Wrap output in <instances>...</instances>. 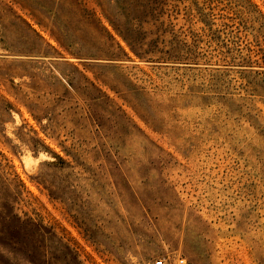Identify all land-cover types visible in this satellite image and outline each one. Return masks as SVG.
<instances>
[{"label": "rangeland", "instance_id": "1", "mask_svg": "<svg viewBox=\"0 0 264 264\" xmlns=\"http://www.w3.org/2000/svg\"><path fill=\"white\" fill-rule=\"evenodd\" d=\"M164 1L0 0V264H264V0Z\"/></svg>", "mask_w": 264, "mask_h": 264}, {"label": "trees", "instance_id": "2", "mask_svg": "<svg viewBox=\"0 0 264 264\" xmlns=\"http://www.w3.org/2000/svg\"><path fill=\"white\" fill-rule=\"evenodd\" d=\"M106 18L112 23L116 31L126 41L131 50L143 60H153V55L159 54L158 59L171 61H195L193 59L198 48L193 43L188 44L178 39L175 33L169 41V49L166 50L165 44L168 43L165 34L168 32L164 24H161V33L155 34L154 38L149 39L148 32L144 29L150 19L156 22L165 11L164 0H106L107 9L100 3ZM89 17L96 18L95 11H88ZM100 22V20L98 19ZM152 34V33H151ZM164 47L161 48L160 45ZM195 54V55H194ZM71 85V82L68 81ZM10 104L4 106L9 109Z\"/></svg>", "mask_w": 264, "mask_h": 264}, {"label": "built area", "instance_id": "3", "mask_svg": "<svg viewBox=\"0 0 264 264\" xmlns=\"http://www.w3.org/2000/svg\"><path fill=\"white\" fill-rule=\"evenodd\" d=\"M155 264H164V261L163 260H158L155 262ZM177 264H188L187 261L185 260H179Z\"/></svg>", "mask_w": 264, "mask_h": 264}]
</instances>
